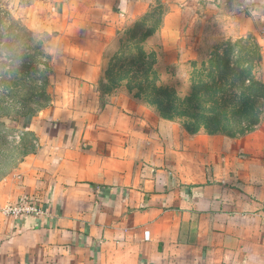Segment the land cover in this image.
<instances>
[{"label":"crops","instance_id":"0c3cea01","mask_svg":"<svg viewBox=\"0 0 264 264\" xmlns=\"http://www.w3.org/2000/svg\"><path fill=\"white\" fill-rule=\"evenodd\" d=\"M191 1H40L56 45L54 100L28 121L32 147L0 179V264H264V117L235 137L193 134L124 83L105 87L108 59L160 7L145 43L156 69L198 60L205 51L185 43ZM195 1L224 18L220 37L260 45L264 83V0ZM29 201L46 214L4 212Z\"/></svg>","mask_w":264,"mask_h":264},{"label":"trees","instance_id":"16d2710c","mask_svg":"<svg viewBox=\"0 0 264 264\" xmlns=\"http://www.w3.org/2000/svg\"><path fill=\"white\" fill-rule=\"evenodd\" d=\"M164 14L163 7L150 11L128 30L135 34L131 39L124 37L120 51L108 59L105 87L124 83L164 118L179 120L193 134L204 130L235 137L257 126L261 120L256 105L264 100V83L255 75L262 60L260 45L251 37L242 38L229 41L223 53L217 50L209 58L190 61V91L181 96L175 88L161 83L156 69L158 53L145 44L160 28ZM244 45L250 50L235 55L234 49ZM30 120L28 117L26 123Z\"/></svg>","mask_w":264,"mask_h":264},{"label":"rangeland","instance_id":"374dc122","mask_svg":"<svg viewBox=\"0 0 264 264\" xmlns=\"http://www.w3.org/2000/svg\"><path fill=\"white\" fill-rule=\"evenodd\" d=\"M40 1L43 0H0V179L11 172L32 147V143L24 138L25 131H28L27 118L32 119L54 100L51 79L55 81L57 56L50 52V48L53 51L56 45L42 28L41 17L45 11ZM214 11L213 7L201 6L195 0L185 8V17L189 21L185 27L188 33L185 43L201 46L205 52L199 60L209 58L217 50L223 53L228 49L230 40L219 36L224 33V18L216 17ZM214 33L220 38L208 40ZM134 34L130 30L125 38L131 39ZM200 37L201 40H196ZM157 44V40H153V46ZM234 50V54L239 55L250 47L244 45ZM189 69V64L184 63L178 69L160 72L161 83L184 96L191 87ZM256 109L261 120L264 100L257 102ZM255 128L245 129L246 133Z\"/></svg>","mask_w":264,"mask_h":264},{"label":"built area","instance_id":"2783aa9c","mask_svg":"<svg viewBox=\"0 0 264 264\" xmlns=\"http://www.w3.org/2000/svg\"><path fill=\"white\" fill-rule=\"evenodd\" d=\"M4 212L14 217L22 215L44 216L46 214L45 210L39 204L30 201L8 205L4 208Z\"/></svg>","mask_w":264,"mask_h":264}]
</instances>
